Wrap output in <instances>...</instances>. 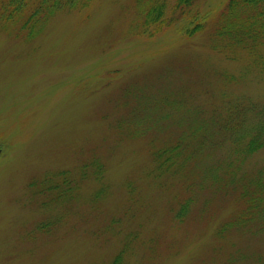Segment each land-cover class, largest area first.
Segmentation results:
<instances>
[{
    "label": "rangeland",
    "instance_id": "1",
    "mask_svg": "<svg viewBox=\"0 0 264 264\" xmlns=\"http://www.w3.org/2000/svg\"><path fill=\"white\" fill-rule=\"evenodd\" d=\"M227 2L168 0L151 35L134 0L0 25V264H264L263 43L216 35Z\"/></svg>",
    "mask_w": 264,
    "mask_h": 264
},
{
    "label": "trees",
    "instance_id": "2",
    "mask_svg": "<svg viewBox=\"0 0 264 264\" xmlns=\"http://www.w3.org/2000/svg\"><path fill=\"white\" fill-rule=\"evenodd\" d=\"M91 1L0 0V25L5 28L15 27L18 33L23 32L26 37H31L41 30L44 22L49 17L64 9L80 10L87 8ZM194 1L174 0L172 8L183 13L184 10L193 5ZM167 5L168 0H134V8L138 18L136 26L141 34L151 35L152 28L156 32L162 26L170 23L172 18L165 15ZM36 25L38 26L37 30L34 29ZM175 27L185 36H191L203 26L196 23L192 27L187 26V24ZM216 35L223 38L225 45L238 46L247 50H255L256 42L254 38L259 37V42L263 45L259 53H256V59L259 64L264 66V0H228L226 14L216 30ZM248 53L251 54V51H248ZM196 126V134L199 137H204V132H207L208 129L202 122L197 123ZM193 131L194 128L191 131L192 134ZM244 131L251 134L246 145L240 148L247 155L259 148V128L257 130L254 128L251 133V128L248 126ZM177 146H179L178 150L181 149V142L156 152L155 157L162 159V165L156 166L157 171L172 170L170 165L173 164L174 160L170 154L176 150ZM255 185L259 187V179L255 181ZM47 189H49V186H47ZM251 202L252 198L248 203L251 204Z\"/></svg>",
    "mask_w": 264,
    "mask_h": 264
}]
</instances>
